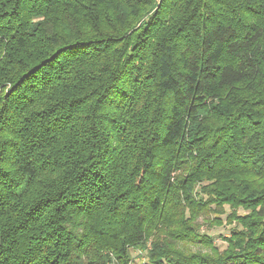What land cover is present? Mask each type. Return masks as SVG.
Masks as SVG:
<instances>
[{"label":"trees","instance_id":"16d2710c","mask_svg":"<svg viewBox=\"0 0 264 264\" xmlns=\"http://www.w3.org/2000/svg\"><path fill=\"white\" fill-rule=\"evenodd\" d=\"M0 264H264V0H0Z\"/></svg>","mask_w":264,"mask_h":264},{"label":"rangeland","instance_id":"374dc122","mask_svg":"<svg viewBox=\"0 0 264 264\" xmlns=\"http://www.w3.org/2000/svg\"><path fill=\"white\" fill-rule=\"evenodd\" d=\"M241 212V210H239ZM214 216L212 212H210L209 219H211ZM225 216L222 215V220H220V224L215 225L211 228H207L206 225L203 223L205 216H201L198 221L200 223H203V225L200 228V231H204L214 237L213 243L218 246L219 248H224L226 243L222 240V236H227L230 233V227L234 225L227 224L224 219ZM198 246H191L192 249H197ZM130 255L135 263L146 261L145 253L140 252L137 249H131Z\"/></svg>","mask_w":264,"mask_h":264}]
</instances>
